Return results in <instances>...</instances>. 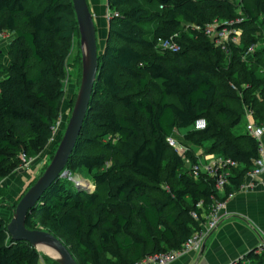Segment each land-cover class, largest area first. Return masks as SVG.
<instances>
[{"label": "trees", "instance_id": "obj_1", "mask_svg": "<svg viewBox=\"0 0 264 264\" xmlns=\"http://www.w3.org/2000/svg\"><path fill=\"white\" fill-rule=\"evenodd\" d=\"M35 3L0 0V34L16 37L0 79V181L52 140L71 45L79 35L71 0ZM254 5L264 12V0ZM254 8L246 0H107L111 17L101 53L97 47L98 76L66 166L70 177L84 173L92 186L74 181L75 188L59 178L27 214L25 227L53 234L77 264H137L181 250L199 229L192 213L207 214L224 199L215 178L193 177L198 157L192 150L186 152L188 169L167 139L193 140L198 148L210 140L205 154L238 164L222 190L225 198L243 185L259 157L260 141L243 124L248 111L257 126L264 124V52H254ZM238 19L244 32L238 45H217L204 34L208 26L230 30ZM170 38L180 47L177 53L157 46ZM251 47L252 59L246 60ZM235 73L246 86L242 93L231 84ZM238 102V109L232 106ZM199 119L206 128L196 131ZM8 223L0 217V264H57L13 241ZM235 264H264V249Z\"/></svg>", "mask_w": 264, "mask_h": 264}, {"label": "water", "instance_id": "obj_2", "mask_svg": "<svg viewBox=\"0 0 264 264\" xmlns=\"http://www.w3.org/2000/svg\"><path fill=\"white\" fill-rule=\"evenodd\" d=\"M75 13L81 48V77L75 102L71 110L62 139L50 163L24 193L15 206L14 214L7 225V233L13 241L25 242L36 251L43 253L57 264H77L63 243L50 232L28 230L25 227L27 214L36 206L43 194L59 178L68 177L67 163L74 151L80 135L93 87L98 76V52L96 30L86 0H71ZM76 184V183H75ZM79 187L78 184H76ZM51 251V257L42 250Z\"/></svg>", "mask_w": 264, "mask_h": 264}, {"label": "crops", "instance_id": "obj_3", "mask_svg": "<svg viewBox=\"0 0 264 264\" xmlns=\"http://www.w3.org/2000/svg\"><path fill=\"white\" fill-rule=\"evenodd\" d=\"M86 1L96 30L97 47L102 52L108 33L107 0ZM250 121L253 118L246 114L247 124ZM260 144L264 161V134ZM198 151L203 155L201 148ZM206 158L209 160L211 156L204 153L199 159L205 162ZM242 186L232 189L226 198L223 191L218 192V197L225 202L222 221L201 251L181 254L170 264H235L250 251L264 249V174L253 180L245 178ZM1 218L4 220L3 216Z\"/></svg>", "mask_w": 264, "mask_h": 264}, {"label": "rangeland", "instance_id": "obj_4", "mask_svg": "<svg viewBox=\"0 0 264 264\" xmlns=\"http://www.w3.org/2000/svg\"><path fill=\"white\" fill-rule=\"evenodd\" d=\"M30 3L35 6V2H38L39 0H29ZM249 2L252 7L254 8L255 0H246ZM36 7V6H35ZM254 15L257 19V22L259 24L258 26V31L256 33V39L257 43L254 46V52H264V23L262 22V17L264 16V12L262 8L256 6L254 8ZM242 19H238L236 24L231 27L230 32L231 36L228 37L226 40H224L223 43L225 44H234L238 45L239 44V37L242 35L243 30H241L238 24L242 23ZM21 29L24 30V27L21 26ZM185 30L188 28L185 27ZM15 35L13 33L9 32H2L0 34V79L6 77L4 74V69L3 67L9 66L11 63V58H10V49H11V44L13 40L15 39ZM98 45V44H97ZM100 53L101 51L98 50ZM253 53H249L245 56L246 60H251L252 59ZM227 66L226 64H224ZM31 73H33V69H31ZM81 74V48H80V39L79 35L73 40L71 49H70V56L67 62L66 66V78L63 82V89H64V94L62 98V107H61V112H60V119L57 122L55 128H54V134L53 138L50 141L49 145L45 149L43 153H41L40 157L34 159V160H27L23 166H21L19 169H17L9 178L7 181H0V217H4V221H10L15 208H13L14 204L18 203L20 198L24 195V193L36 182V180L42 175L46 167L51 161V157H53L55 151L57 150V147L62 139L63 133L65 131L68 119L71 114L72 106L70 105L69 100L74 98L77 94V91L79 89L80 85V75ZM243 79V78H242ZM231 84H233L237 89L242 91L246 87L243 82L241 81V76L239 73H235L232 79ZM261 91L257 90L255 93L259 96H261ZM236 107L237 109L242 106L240 102L237 104L232 105ZM246 121L244 120L243 124ZM242 124V125H243ZM173 139L176 140L179 148H182L183 154H184V162L187 163L188 169L191 168V162H189V158L187 157L186 152L188 150H192L193 154L195 157H198V161H200L199 158L201 156H204V150L205 148H209L212 141L208 140L205 142L202 147H200L203 151V155L198 154V147L197 145L193 144V140L187 142L183 141V138L174 136ZM198 151V152H197ZM201 151V152H202ZM210 155L211 158H209L210 161H215L219 158V156L215 154H206ZM207 159V160H206ZM204 161H208V158H206ZM201 162V166H205V162ZM75 180H81L84 185H87L88 187L91 184L87 180V176L82 173L78 175H74L72 177ZM63 179H68V177H64ZM72 182V181H71ZM74 182V181H73ZM75 183V182H74ZM76 184H74V187L76 188ZM92 186V184H91ZM90 191L93 190V187L89 188ZM42 229V228H40ZM41 253V252H40ZM44 255L43 253H41ZM46 256V255H44ZM48 258V257H47ZM49 259V258H48ZM42 264H52L48 260Z\"/></svg>", "mask_w": 264, "mask_h": 264}, {"label": "built area", "instance_id": "obj_5", "mask_svg": "<svg viewBox=\"0 0 264 264\" xmlns=\"http://www.w3.org/2000/svg\"><path fill=\"white\" fill-rule=\"evenodd\" d=\"M111 15L106 14L107 21L110 19ZM204 34L209 38H216L215 42L217 45H221L224 40L231 36V32L229 29L223 28L218 29L216 26H208L204 30ZM157 46L171 53H177L180 50L179 45L173 39H163L158 40ZM253 52V48H249L248 54ZM260 73L264 76V68L260 71ZM249 117H252L250 111L247 112ZM206 128V122L204 119H199L195 121L193 125V129L196 131H201ZM246 130L250 136L254 139L260 141L264 134V124L257 126L254 121L248 122L246 126ZM167 143L169 147L174 149L177 155L184 159L183 149L179 148L177 142L173 138H168ZM262 146L260 144L259 149V157L254 161V165L251 171H249L245 178H249L253 180L255 177L264 174V161L262 159ZM238 164L230 159H224L219 157L215 161H209L205 166H201V162L197 161V164L192 167L193 177L196 179L200 173L207 174L209 177L215 178V188L216 190L222 191L224 186L227 184V179L230 175V171L233 168H237ZM243 187V186H242ZM202 203L197 204V208H200ZM225 208L224 201H214L210 206L207 214L202 213L201 215H197L196 213H192V218L196 220L199 224V229L190 237V239L183 245L181 250L177 251H169L161 254H155L151 256H147L143 258L137 264H170L175 258L181 254L191 253V252H199L206 244L207 240L214 233V231L219 227L222 221L221 212ZM204 220V221H201Z\"/></svg>", "mask_w": 264, "mask_h": 264}, {"label": "bare ground", "instance_id": "obj_6", "mask_svg": "<svg viewBox=\"0 0 264 264\" xmlns=\"http://www.w3.org/2000/svg\"><path fill=\"white\" fill-rule=\"evenodd\" d=\"M72 181H76L77 183H80V184H83V182L81 181V180H75V179H71ZM44 253H46V254H48L49 256H51V257H55V255L51 252V251H49V250H46V249H43L42 250Z\"/></svg>", "mask_w": 264, "mask_h": 264}]
</instances>
